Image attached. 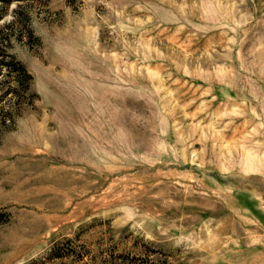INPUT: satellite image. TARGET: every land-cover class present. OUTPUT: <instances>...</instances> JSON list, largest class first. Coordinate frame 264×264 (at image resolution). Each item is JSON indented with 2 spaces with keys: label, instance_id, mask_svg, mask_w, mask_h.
<instances>
[{
  "label": "rangeland",
  "instance_id": "rangeland-1",
  "mask_svg": "<svg viewBox=\"0 0 264 264\" xmlns=\"http://www.w3.org/2000/svg\"><path fill=\"white\" fill-rule=\"evenodd\" d=\"M0 264H264V0H0Z\"/></svg>",
  "mask_w": 264,
  "mask_h": 264
},
{
  "label": "trees",
  "instance_id": "trees-1",
  "mask_svg": "<svg viewBox=\"0 0 264 264\" xmlns=\"http://www.w3.org/2000/svg\"><path fill=\"white\" fill-rule=\"evenodd\" d=\"M21 69H22V72L25 73V70L23 69V67H21ZM23 78H24V80L21 79V82L22 83H25L26 88L28 89V87H29V81L31 80V77L30 76H23Z\"/></svg>",
  "mask_w": 264,
  "mask_h": 264
}]
</instances>
